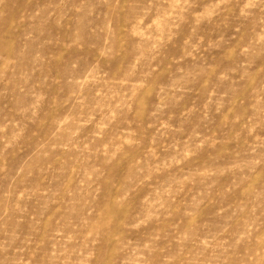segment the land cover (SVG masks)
<instances>
[{
    "label": "rangeland",
    "instance_id": "374dc122",
    "mask_svg": "<svg viewBox=\"0 0 264 264\" xmlns=\"http://www.w3.org/2000/svg\"><path fill=\"white\" fill-rule=\"evenodd\" d=\"M0 264H264V0H0Z\"/></svg>",
    "mask_w": 264,
    "mask_h": 264
}]
</instances>
